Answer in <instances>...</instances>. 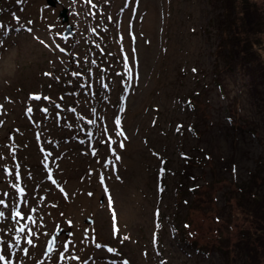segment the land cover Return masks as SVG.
Instances as JSON below:
<instances>
[{"label": "rangeland", "instance_id": "1", "mask_svg": "<svg viewBox=\"0 0 264 264\" xmlns=\"http://www.w3.org/2000/svg\"><path fill=\"white\" fill-rule=\"evenodd\" d=\"M254 1L264 12V0ZM222 11V0H0L6 260L241 261L238 245L226 254L211 246L235 242L248 222L238 187L264 159V95L245 68L225 66L215 26ZM258 36L264 60V29Z\"/></svg>", "mask_w": 264, "mask_h": 264}, {"label": "trees", "instance_id": "2", "mask_svg": "<svg viewBox=\"0 0 264 264\" xmlns=\"http://www.w3.org/2000/svg\"><path fill=\"white\" fill-rule=\"evenodd\" d=\"M222 7L215 26L220 31L218 49L224 53L225 66L245 68L252 80L258 81L253 87L264 95V60L255 47L264 29V12L254 0H222ZM256 165L250 172L251 183L238 187L243 193L239 197L243 201L237 202L241 209L238 214L243 215L247 224L239 229L235 242L226 236L211 246V253L225 249L222 253L226 254L228 247L238 245L241 255L238 264H264V159H257ZM229 258L235 264V257Z\"/></svg>", "mask_w": 264, "mask_h": 264}, {"label": "snow or ice", "instance_id": "3", "mask_svg": "<svg viewBox=\"0 0 264 264\" xmlns=\"http://www.w3.org/2000/svg\"><path fill=\"white\" fill-rule=\"evenodd\" d=\"M18 2H21V0H18ZM88 2L91 3V0H88ZM16 19H19V18L16 17ZM0 27H2V26H0ZM28 30L31 31V29H28ZM133 39H134V37H133ZM41 43H43V41H41ZM57 47H59V46H57ZM61 51H64V49H61ZM127 59H128V57L125 56V61H127ZM194 71H195V70H194ZM46 75H51V74H50V73H46ZM73 75H79V73H73ZM40 98H41V97L38 96V95H33V97H32V99H36V100H38V99H40ZM44 99H49V98H48V97H44ZM28 111L31 112L32 109L29 108ZM43 111L47 112V109H43ZM89 123H94V121H89ZM115 123H116L117 127L120 126L121 121H120V118H119V117L116 118ZM118 135H124L123 130H121L120 132H118ZM125 138H126V137H125ZM119 146H120L121 148H123V147H124V144L121 142ZM114 151H115V150H113V152H114ZM93 154H95V153H93ZM116 159L119 160L120 157L117 155V156H116ZM163 171H164V169L162 168V169H161V173H163ZM16 176H17V179H19V173H18V172H17ZM117 178H119V177H117ZM49 179H50V180L52 179L51 175H49ZM52 182H53V183H56L55 180H52ZM101 182L103 183V177H101ZM13 187L17 188V189L19 190V192H20L21 194H23L24 189L21 188L18 184L13 185ZM61 190L63 191V189H61ZM105 190L107 191V189H105ZM5 195H6V194H5ZM89 195H91V193H89ZM0 205H5V206H7V205L5 204V201L2 200V199H0ZM33 211H35V209H33ZM21 216H22V213H21L19 210L14 211V213H13V219H15V218H17V217H21ZM3 217H4V212L0 211V218H3ZM28 219L31 220L32 217L29 216ZM33 223H35L34 220H33ZM24 230H25V226H21V227L19 228V232H24ZM118 232H119V228H118L117 225H116V216H115V212H113V233L116 234V233H118ZM31 235H34V233H32L31 230L29 229V236H31ZM125 239H127V237H125ZM17 243H19V238H18V237H17ZM27 243H28L29 245L34 246V245H33V241H32L31 238L27 239ZM101 246H102V245H100V244H98V243L96 244V247H98V248L101 247ZM51 250H52V249H51V247H50V248H49V251H51ZM23 251H24L25 255H27V253H28V249L25 248V249H23ZM108 251L112 252V251H115V250L109 248ZM72 258H73V259H77V260L79 259V257H72ZM61 259H64L63 253H61ZM0 261H4L5 264H12L11 261L6 260V257H5L3 254H0ZM85 264H87V262H85ZM124 264H127V261H124Z\"/></svg>", "mask_w": 264, "mask_h": 264}, {"label": "water", "instance_id": "4", "mask_svg": "<svg viewBox=\"0 0 264 264\" xmlns=\"http://www.w3.org/2000/svg\"><path fill=\"white\" fill-rule=\"evenodd\" d=\"M57 1L59 0H47V2L51 5H54ZM59 15L61 16L62 20L64 22H67L68 20V15H67V8L63 7L60 11H59ZM73 33L72 27L69 23L66 24L65 26V31L64 34L66 36H69ZM88 222H92V220H88ZM55 244H56V236L55 235H51L50 238L48 239L47 245H46V251H49V248L51 247V249L53 250L55 248ZM51 250V251H52Z\"/></svg>", "mask_w": 264, "mask_h": 264}]
</instances>
